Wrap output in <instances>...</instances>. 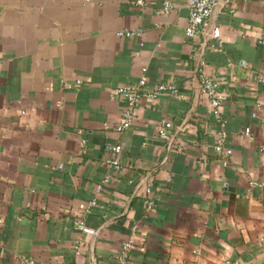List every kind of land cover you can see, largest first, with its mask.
Returning a JSON list of instances; mask_svg holds the SVG:
<instances>
[{
    "label": "crops",
    "instance_id": "obj_1",
    "mask_svg": "<svg viewBox=\"0 0 264 264\" xmlns=\"http://www.w3.org/2000/svg\"><path fill=\"white\" fill-rule=\"evenodd\" d=\"M147 1L0 0V264H115L135 225L124 264H264V0L214 13L224 45L204 57L226 94L222 123L199 84L188 0L167 15ZM141 77L135 120L118 131L115 88ZM160 81L178 92L147 94Z\"/></svg>",
    "mask_w": 264,
    "mask_h": 264
},
{
    "label": "built area",
    "instance_id": "obj_2",
    "mask_svg": "<svg viewBox=\"0 0 264 264\" xmlns=\"http://www.w3.org/2000/svg\"><path fill=\"white\" fill-rule=\"evenodd\" d=\"M140 8H144L147 0H131ZM231 0H188L187 8L189 11L188 22L185 27L187 36L189 37H201V46L197 52V73L199 78V84L201 89L207 94L210 104L213 108V112L218 120L223 122L222 117V103L226 98V94L218 87V83L206 70V60L204 57V51L207 48L217 49L224 45V36L222 34L221 26L214 21V13L218 6L226 7L230 4ZM175 3L173 0H163L161 6L157 9V12L163 15H167L173 9ZM120 35L132 36L140 35L141 29H122L119 31ZM147 81L145 77L139 78L134 83H123L118 85L115 90L119 92L127 101L126 107L122 111V115L116 124L118 131H123L129 128L135 120L136 107L140 99L146 94L145 86ZM162 91H171L173 93L178 92V86L173 82L160 81L152 87L147 94L150 96L157 95ZM173 126V121L170 118H163L159 127L161 135H166L169 129ZM244 135L251 136L252 132L250 127H245L242 131ZM228 130L220 128L217 133V140L215 143L216 151L222 155V164L228 165L229 155L233 152V148L227 144ZM108 148L114 153H118L122 150L121 143L108 144ZM110 161L114 162L117 167L121 166V163L113 158ZM109 181V177H105L103 182L99 184V187ZM146 191L148 194L152 192V181L148 179L146 181ZM96 199L92 201V204H96ZM149 205L153 204L152 199H148ZM78 226L86 232H95V230L87 225L84 217L78 219ZM137 225L134 226L132 234L123 241L118 257L115 264H124L130 257L131 251L134 245ZM20 264H37V261L32 255H21Z\"/></svg>",
    "mask_w": 264,
    "mask_h": 264
}]
</instances>
